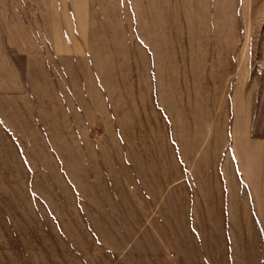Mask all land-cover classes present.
I'll return each instance as SVG.
<instances>
[{
	"label": "rangeland",
	"instance_id": "374dc122",
	"mask_svg": "<svg viewBox=\"0 0 264 264\" xmlns=\"http://www.w3.org/2000/svg\"><path fill=\"white\" fill-rule=\"evenodd\" d=\"M131 3L0 32V264H264V0Z\"/></svg>",
	"mask_w": 264,
	"mask_h": 264
},
{
	"label": "crops",
	"instance_id": "0c3cea01",
	"mask_svg": "<svg viewBox=\"0 0 264 264\" xmlns=\"http://www.w3.org/2000/svg\"><path fill=\"white\" fill-rule=\"evenodd\" d=\"M122 1H125L128 7H131V0H0V32L14 29L21 31L35 30L34 27H25L26 24H31L26 23L27 20L25 17L99 14V12L91 11L93 8H113L119 11L121 6H124ZM182 1L183 0H148V9L160 10L159 13L157 11H151V15L159 14L161 17L174 16L178 14L175 10L178 9ZM169 9L170 12L168 11ZM116 13L118 14L119 12ZM110 14H114V12H110L109 15ZM148 14L150 13L148 12ZM172 21V19H161V22L165 23ZM13 22L16 23V25H21V27L9 28V25ZM171 31L174 30H168V32Z\"/></svg>",
	"mask_w": 264,
	"mask_h": 264
}]
</instances>
